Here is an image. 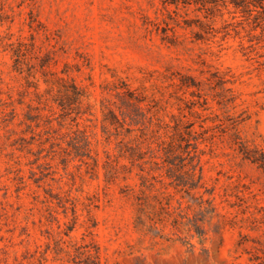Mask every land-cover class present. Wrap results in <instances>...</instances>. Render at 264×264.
I'll return each mask as SVG.
<instances>
[{"label": "rangeland", "instance_id": "1", "mask_svg": "<svg viewBox=\"0 0 264 264\" xmlns=\"http://www.w3.org/2000/svg\"><path fill=\"white\" fill-rule=\"evenodd\" d=\"M0 264H264V0H0Z\"/></svg>", "mask_w": 264, "mask_h": 264}]
</instances>
